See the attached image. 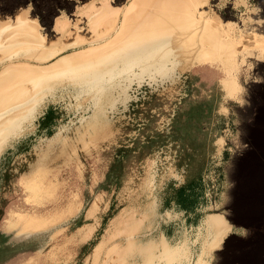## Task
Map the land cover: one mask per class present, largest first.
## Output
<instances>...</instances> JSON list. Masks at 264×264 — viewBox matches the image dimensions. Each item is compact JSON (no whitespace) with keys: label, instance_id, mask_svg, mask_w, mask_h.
Masks as SVG:
<instances>
[{"label":"rangeland","instance_id":"374dc122","mask_svg":"<svg viewBox=\"0 0 264 264\" xmlns=\"http://www.w3.org/2000/svg\"><path fill=\"white\" fill-rule=\"evenodd\" d=\"M90 1L0 0L9 16L0 25L22 9L42 34L48 26L60 37L54 20L72 21ZM212 5L221 23H264V0ZM225 77L209 61L133 84L83 134L89 111L44 96L36 117L0 145V264H89L121 214L144 211L153 195L187 225L206 214L231 226L212 264H264V59L241 67V99H224Z\"/></svg>","mask_w":264,"mask_h":264},{"label":"bare ground","instance_id":"6f19581e","mask_svg":"<svg viewBox=\"0 0 264 264\" xmlns=\"http://www.w3.org/2000/svg\"><path fill=\"white\" fill-rule=\"evenodd\" d=\"M213 2L91 0L76 9L72 21L54 20L60 37L48 26L42 34L22 9L14 12L16 23L0 25V145L36 117L44 96L89 111L81 117L83 134L103 117L108 120L107 111L129 99L133 84L164 82L196 63L221 64L224 99H241V67L264 59V23H221ZM8 18L2 11L0 19ZM259 181L264 194V176ZM183 222L178 211H159L153 195L144 211L121 214L89 264H212V251L231 226L219 215L205 214L194 226Z\"/></svg>","mask_w":264,"mask_h":264}]
</instances>
